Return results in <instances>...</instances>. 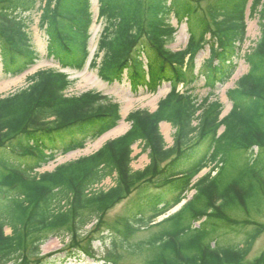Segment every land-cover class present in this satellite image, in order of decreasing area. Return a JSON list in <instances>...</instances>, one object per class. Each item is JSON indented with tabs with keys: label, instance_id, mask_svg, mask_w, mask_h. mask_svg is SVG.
<instances>
[{
	"label": "trees",
	"instance_id": "1",
	"mask_svg": "<svg viewBox=\"0 0 264 264\" xmlns=\"http://www.w3.org/2000/svg\"><path fill=\"white\" fill-rule=\"evenodd\" d=\"M248 3L98 0L103 21L95 54L101 55L98 77L110 85L126 82L133 93H155L164 83L171 90L154 112L128 114L130 128L124 135L52 173L37 175L35 170L114 128L120 120L118 104L94 91L65 96L71 82L53 70L0 98V264H65L80 254L94 258L97 237L103 260L112 263L118 262L119 249L131 256L146 252L148 264H248L245 258L262 228L254 225L245 233L243 246L221 244L217 236L219 230L249 224L224 213L264 210V0L251 2L250 15L258 18L260 37L244 55L247 73L226 93L229 113L219 119L220 103L175 92L178 84L202 80L213 96L228 81L244 38ZM33 14L46 37L44 58L63 68L83 64L92 23L89 0H0L1 78L15 77L39 60L30 37ZM171 17L178 24L184 21L189 32L181 51L167 48L175 32ZM205 47L209 57L196 69L195 57ZM161 122L174 129L170 147L159 132ZM134 145L149 160L138 171L130 168ZM208 164H214L217 173L191 186L195 194L179 212L157 224L158 231L147 240L127 242L126 235L178 204L191 179ZM227 167L249 172V178L244 175L240 181L254 182L252 211L237 182L218 191ZM106 179L113 186L98 189ZM119 203H124L122 217L106 225V213ZM184 211L188 215H180ZM185 217L189 225L181 228ZM104 230L109 235L103 238ZM50 237L62 242L67 238L68 243L57 253L41 255L40 247ZM62 253L63 258H52ZM255 262L264 264V252Z\"/></svg>",
	"mask_w": 264,
	"mask_h": 264
},
{
	"label": "rangeland",
	"instance_id": "2",
	"mask_svg": "<svg viewBox=\"0 0 264 264\" xmlns=\"http://www.w3.org/2000/svg\"><path fill=\"white\" fill-rule=\"evenodd\" d=\"M90 10L92 14V25L90 27L89 33L90 38L88 41V58L84 61L81 68L72 70V69H60L59 65L52 60H47L44 58L45 55V46H46V37L44 32L39 29L37 26L38 22V15L33 14V24L30 27V37L33 44V47L35 48L36 52L39 55V60L36 61V63L27 71H25L23 74H21L18 77L15 78H0V97L4 98L10 95H13L17 93L18 91H21L22 89L27 88L31 84V79L39 72L42 71H48V70H58L63 73H65L68 77V79L71 81L70 88L66 91L65 95L67 97L72 96H78L83 93H86L88 91H94L99 92L102 95L110 97L115 103L119 104L120 107V116H121V122L123 125H125V131L126 133L129 130V123L125 121L126 116L136 111L137 109H148L150 112H153L156 110L158 103L164 99L166 94L169 91V86L167 84H163L159 89L158 92L154 95H148L147 97L143 99H138V94H133L129 91L127 85H118V84H112L109 85L102 80H100L97 76L96 68L91 65L92 63V56L95 54L96 51V45L100 38L101 30H102V22L97 21L98 17V0H90ZM249 12V11H248ZM248 12L246 14H248ZM171 25L176 28V33L174 34L173 41L167 46L168 49L172 51H179L184 49L188 37L189 32L187 30L186 24L183 22L179 25L176 24V21L174 19H171L170 21ZM259 37V28H258V18L256 16L250 15L249 18L246 20V40L243 42L241 48L242 51H240V55H242L244 52L248 51L251 47H253V43L256 41V39ZM208 59V49L205 48L200 53L197 54L195 58V65L196 69L202 65L203 61ZM98 59L96 62L98 63ZM237 67L235 69V72L232 74L229 81L221 88H218L215 92V96L211 98L212 101L217 100L222 105V114L226 115L227 112L231 108V104L228 101L225 92L231 88H233L234 82L242 75L246 74L248 71L247 64L244 63L243 59H240L236 61ZM191 90H188L190 93L196 95L199 99L206 97L207 89L202 87V81H198ZM186 87L178 86L176 90L179 93L184 92ZM119 123V124H120ZM222 129H219V133H221ZM159 132L161 136L163 137L164 143L166 146H171L173 143V134L174 129L167 123L163 122L159 125ZM122 133V134H124ZM120 134V135H122ZM119 136V135H118ZM114 137H110V139H113ZM105 142V141H104ZM101 145H103V143ZM100 145V146H101ZM100 146L93 147L92 144H86L83 148L76 150L72 152L69 156L64 157H57L54 161L49 162L47 165L42 167L40 170H38V173L42 172H50L56 167L66 164L68 162L74 161L80 157L90 155L94 151H96ZM132 162H131V169L133 171L142 170L147 164H148V157L147 154H141L140 149L137 145H134L132 147ZM208 169H204L201 172H199L193 179L192 184L197 181L200 177H202L205 173H207ZM246 175V178H249V172L245 168H239L232 171L229 167H227L224 170V173L222 175V178H224L220 183H218L219 189L218 191H222L223 186L227 185L233 181L240 184V186L244 190V196H243V202L247 206V209L249 211H252L254 207L255 200L252 199V197H249V195H252L254 182L246 181L242 182L240 181L241 177ZM234 185V184H233ZM113 186V183L110 179L104 180L98 189L102 190H108ZM237 186V185H235ZM194 195V190H189L185 194V200L181 203H186L188 200L192 198ZM235 204H238V201L235 200ZM179 205L177 208L172 209L168 211L164 216L157 218L150 226L145 227L143 229H140L138 231H135L134 233L130 234L129 236L126 235L125 239L128 243H137L140 241L147 240L153 233L158 231V226L155 225L168 215H172L178 209L181 207ZM249 205V207H248ZM218 209V208H217ZM225 211V210H223ZM236 212L233 213H224L228 218L232 219L233 221L237 223H249L248 225H245L244 227L242 225H237L230 227L232 230H219L218 234V241L222 244V242L228 243L230 245L232 244H238L239 246H243L244 243V237L245 233H249L251 230H253L254 225L256 227L262 228L263 232L258 236V238L255 240L254 244L251 247V250L247 254L245 258V262L248 264H257V262L254 263L256 259H258L261 254L264 252V210H262L259 213H251L250 215H247L246 213H242L241 209L235 210ZM124 212V203L117 204L113 209L108 211L105 216V222L106 225L111 226L114 223H117V220L119 217H122V214ZM180 215H188L187 211H184ZM189 225V221L185 217L183 221L180 224L181 228H187ZM90 227H87L85 231H88ZM6 234H9V230L5 229ZM103 238L109 235V232L107 230H104L102 234ZM122 236V235H121ZM80 244L83 246L85 244V241L83 239H80ZM99 237L96 238V240L92 243L93 247L96 249L97 254L95 260H89L86 257H83L81 254L79 255V258H74L72 260H69L66 262V264H110V261H107L104 263L99 257H102V247L99 242ZM106 246L109 245L108 239L104 240ZM243 242V243H242ZM64 243H68V239L65 238L64 241H60L56 238H50L42 247H41V253L42 254H54L60 249H62V246ZM84 250V248H81ZM116 253H118V263L119 264H148L146 260H149V257H147L149 254L144 252L143 254H137L134 256L127 255V253L123 250H116ZM60 259L64 257V254H57L53 256L52 258ZM98 259V260H97ZM260 264V263H258Z\"/></svg>",
	"mask_w": 264,
	"mask_h": 264
},
{
	"label": "bare ground",
	"instance_id": "3",
	"mask_svg": "<svg viewBox=\"0 0 264 264\" xmlns=\"http://www.w3.org/2000/svg\"><path fill=\"white\" fill-rule=\"evenodd\" d=\"M147 96H148V94L142 95V96L138 97V99H143V98H145ZM124 131H125V125H123V123H120L115 129H113L111 131H108L104 135L100 136L96 141H94L92 143V146L93 147H98V146H100L102 144V142L106 141L110 137H116V136L124 133ZM172 139H173V137H172ZM69 155H70V153L67 154L66 156H69ZM177 207H178V205L176 207H174V209L177 208Z\"/></svg>",
	"mask_w": 264,
	"mask_h": 264
}]
</instances>
